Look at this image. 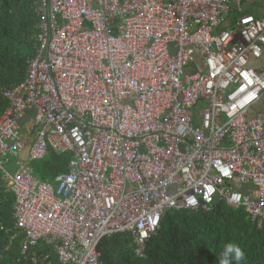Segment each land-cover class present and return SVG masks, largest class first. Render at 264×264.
Here are the masks:
<instances>
[{
	"label": "built area",
	"instance_id": "1",
	"mask_svg": "<svg viewBox=\"0 0 264 264\" xmlns=\"http://www.w3.org/2000/svg\"><path fill=\"white\" fill-rule=\"evenodd\" d=\"M36 7L37 55L0 117L23 255L42 243L61 264H102V241L130 233L146 258L167 212L222 201L264 224V0ZM50 151L72 159L44 181L33 164Z\"/></svg>",
	"mask_w": 264,
	"mask_h": 264
},
{
	"label": "trees",
	"instance_id": "2",
	"mask_svg": "<svg viewBox=\"0 0 264 264\" xmlns=\"http://www.w3.org/2000/svg\"><path fill=\"white\" fill-rule=\"evenodd\" d=\"M36 0H0V117L8 107L4 90L23 83L29 62L37 55ZM71 154L50 151L35 163L36 176L53 181L69 171ZM16 197L0 173V264H61L44 244L23 255L26 236L14 219ZM238 243L246 253L243 264H264V224L252 221L242 209L218 202L211 211H169L158 233L139 257L130 233L106 238L99 246L102 264H219L224 245ZM50 254L47 261L35 257Z\"/></svg>",
	"mask_w": 264,
	"mask_h": 264
},
{
	"label": "clouds",
	"instance_id": "3",
	"mask_svg": "<svg viewBox=\"0 0 264 264\" xmlns=\"http://www.w3.org/2000/svg\"><path fill=\"white\" fill-rule=\"evenodd\" d=\"M189 203H195L190 201ZM246 260L245 250L236 242H229L224 245L220 254L219 264H243Z\"/></svg>",
	"mask_w": 264,
	"mask_h": 264
},
{
	"label": "crops",
	"instance_id": "4",
	"mask_svg": "<svg viewBox=\"0 0 264 264\" xmlns=\"http://www.w3.org/2000/svg\"><path fill=\"white\" fill-rule=\"evenodd\" d=\"M34 114H35L34 110H30V111L26 114L25 118L22 120V125H23L25 128H29V127L32 125V123H33V118H34ZM34 164H35V163H34ZM34 164H33V166H34Z\"/></svg>",
	"mask_w": 264,
	"mask_h": 264
},
{
	"label": "rangeland",
	"instance_id": "5",
	"mask_svg": "<svg viewBox=\"0 0 264 264\" xmlns=\"http://www.w3.org/2000/svg\"><path fill=\"white\" fill-rule=\"evenodd\" d=\"M259 110H264V107L259 108ZM41 162V161H40ZM7 170L13 175L16 170H17V166H16V162L12 161L11 163L6 165ZM35 177L38 178L35 174ZM39 179V178H38Z\"/></svg>",
	"mask_w": 264,
	"mask_h": 264
},
{
	"label": "flooded vegetation",
	"instance_id": "6",
	"mask_svg": "<svg viewBox=\"0 0 264 264\" xmlns=\"http://www.w3.org/2000/svg\"><path fill=\"white\" fill-rule=\"evenodd\" d=\"M262 105H264V100H263V102H262ZM262 105H261V106H262Z\"/></svg>",
	"mask_w": 264,
	"mask_h": 264
}]
</instances>
